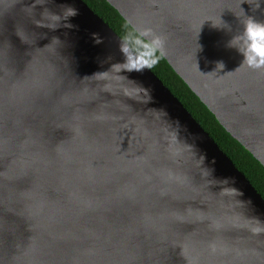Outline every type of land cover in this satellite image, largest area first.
Returning <instances> with one entry per match:
<instances>
[{
    "label": "water",
    "instance_id": "1",
    "mask_svg": "<svg viewBox=\"0 0 264 264\" xmlns=\"http://www.w3.org/2000/svg\"><path fill=\"white\" fill-rule=\"evenodd\" d=\"M105 1L264 169V69L230 46L264 3ZM0 264H264V199L82 0H0Z\"/></svg>",
    "mask_w": 264,
    "mask_h": 264
},
{
    "label": "trees",
    "instance_id": "2",
    "mask_svg": "<svg viewBox=\"0 0 264 264\" xmlns=\"http://www.w3.org/2000/svg\"><path fill=\"white\" fill-rule=\"evenodd\" d=\"M99 18H101L124 41V37L133 31L130 26L110 7L105 0H82ZM129 48L140 57L153 74L169 89L187 112L199 123L202 129L229 157L235 167L250 182L252 187L264 199V169L233 140L217 123L214 116L200 103L179 77L172 71L165 60L156 52L153 57L148 52L128 44ZM139 53V54H137Z\"/></svg>",
    "mask_w": 264,
    "mask_h": 264
},
{
    "label": "clouds",
    "instance_id": "3",
    "mask_svg": "<svg viewBox=\"0 0 264 264\" xmlns=\"http://www.w3.org/2000/svg\"><path fill=\"white\" fill-rule=\"evenodd\" d=\"M264 3V0H260ZM77 12L75 9L68 10V18L75 17ZM243 31L240 36L233 39L236 43L231 41L230 46H237V43L242 41V46L239 51L243 54V65L251 69H264V22L256 20L254 17H247L242 21ZM71 27V24L67 25ZM217 26V25H214ZM125 45L131 44L140 49L141 52H148L153 57L157 51L163 53L164 41L163 38L155 34L151 29L130 31L124 37ZM125 51H129L126 47ZM139 54V53H137ZM222 68V64H218ZM130 70H137L133 67Z\"/></svg>",
    "mask_w": 264,
    "mask_h": 264
}]
</instances>
